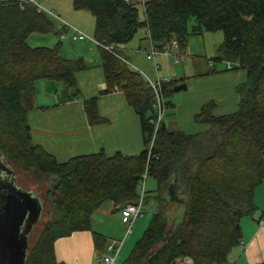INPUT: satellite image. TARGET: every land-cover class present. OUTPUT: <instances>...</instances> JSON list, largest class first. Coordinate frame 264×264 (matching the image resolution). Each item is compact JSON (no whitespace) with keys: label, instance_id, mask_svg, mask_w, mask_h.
Segmentation results:
<instances>
[{"label":"trees","instance_id":"obj_1","mask_svg":"<svg viewBox=\"0 0 264 264\" xmlns=\"http://www.w3.org/2000/svg\"><path fill=\"white\" fill-rule=\"evenodd\" d=\"M72 1L75 9L95 17L93 37L104 46L115 45L114 51L101 49L104 92H124L140 116L145 148L138 154L101 151L60 161L33 141L28 114L35 107L36 82L60 81L68 97H76V72L86 64L63 57L61 40L54 47L27 42L31 34L61 37L66 32L55 12L31 0H0V149L14 167L51 178L57 214L43 228L26 264H65L56 257L55 241L90 230L93 212L106 200L120 211L136 201L148 175L158 186L153 196L145 187V202L154 199L157 207L122 264H177L183 257L192 258V264H226L242 240L241 219L253 215L255 190L264 180V0ZM141 29L159 50L172 39L184 50L191 35L222 30L217 58L239 63L248 73L238 87L239 108L214 115L213 105H205L196 117L211 126L203 133L172 130L163 117L156 128V92L119 51ZM176 85L161 81L165 108L174 106ZM97 99H84L91 123L102 120ZM94 239L105 251L108 239L99 233Z\"/></svg>","mask_w":264,"mask_h":264},{"label":"crops","instance_id":"obj_2","mask_svg":"<svg viewBox=\"0 0 264 264\" xmlns=\"http://www.w3.org/2000/svg\"><path fill=\"white\" fill-rule=\"evenodd\" d=\"M36 1L45 10L59 11L60 24L68 22L93 37L95 17L90 11L75 9L72 0ZM211 32L214 31L194 34L202 39H198L191 51L188 49L192 35L184 50L175 48L178 54L190 53L205 60L210 68L207 71L204 66L201 73L189 72L188 64L183 65L182 71H175L169 59L173 54L159 52L153 59L148 58L153 42L145 29H141L130 42L119 47L123 59L140 70L147 79L172 80L175 84L187 85L184 92L177 96V101H173L174 93L171 95L177 110L169 113L173 121L174 115L178 113V124L175 127L186 133H202L210 129V124L199 122L196 118L209 103L215 106L212 110L214 115L235 112L241 98L238 86L248 76L244 68L229 69V61L225 67L218 64L223 59L217 58L214 49H218L224 36L220 32ZM74 35L73 29L67 27L61 37L55 34H31L27 38L31 46L48 47H54L61 40L59 52L63 57L82 59L86 64L76 72L80 90L76 97L69 98L65 84L60 81L36 82L35 107L28 114L33 141L60 161L101 151L108 155L117 152L138 154L145 148L140 116L123 91L115 89L104 92L107 80L103 68L102 46L93 40L94 37L79 40ZM175 60L179 62V59ZM91 97H98L97 105L102 120L97 123L90 122L84 104V99ZM165 109L164 106L162 114ZM165 124L169 126L168 122ZM254 202L256 208L253 215L241 219L242 240L231 249L226 264H264V180L255 190ZM152 206L155 207L154 204ZM139 218L134 221L132 231L126 235L127 226L121 219L120 210L114 201L106 200L93 212L90 230L75 231L55 241L56 257L65 264H103L102 257L109 251L107 246L105 251L98 250L94 233L106 237L108 243L116 237L126 235L117 256V264L122 263L129 255L134 241L150 222L148 217Z\"/></svg>","mask_w":264,"mask_h":264},{"label":"water","instance_id":"obj_3","mask_svg":"<svg viewBox=\"0 0 264 264\" xmlns=\"http://www.w3.org/2000/svg\"><path fill=\"white\" fill-rule=\"evenodd\" d=\"M186 88L180 84L174 90ZM42 212L41 197L17 184L15 168L0 149V264H26L30 231Z\"/></svg>","mask_w":264,"mask_h":264},{"label":"rangeland","instance_id":"obj_4","mask_svg":"<svg viewBox=\"0 0 264 264\" xmlns=\"http://www.w3.org/2000/svg\"><path fill=\"white\" fill-rule=\"evenodd\" d=\"M36 3H37V1H36ZM143 10H144V7H143L142 4H140V11H141V13H143ZM53 12H55V11H53ZM56 12H55L56 13L55 15L59 18L58 15L60 13H59V11H56ZM57 24L58 25H61L58 19H57ZM190 26H191V24H190ZM216 32H218V33L220 32L224 36V32L222 30L214 31V32H211V33H216ZM190 39L191 40H190V45H189V49H188L189 51L192 50L193 46L197 43L198 39H200V41H201L202 38H200V36H197V35H192L190 37ZM204 40L206 41V37H204ZM214 54L215 55H218L219 53H218L217 50L214 49ZM169 59L171 61L170 62L171 65L174 67V70L175 71L176 70L177 71H182L183 70V65H187V64H188V70H189V72L198 71L199 73H201V72H203L202 70H203L204 66L207 69V71L210 68L208 66V64H206V61L205 60H203L201 58H198L196 56H192L190 53L189 54H182L181 55V53L178 54L177 51L174 50V55L173 56H169ZM175 59H179V62H177ZM228 61L229 60L227 58H223V60L218 61V64L225 67V64ZM180 84H185V83H179L177 85H180ZM184 90L185 89L180 90V91H175L174 90V92H173L174 93L173 101H177V96L180 95L181 93H183ZM239 103H240V101H239ZM239 103L236 106V109L239 108ZM177 104H175V105H177ZM214 107L215 106H212V110H214ZM163 108H164V106H163ZM176 110H177V108L175 106L174 107H170V108L169 107H166V109L164 110V113L162 114L163 115V118H164V121L165 122H168V125H169L168 127L170 129H172V130H175L176 129L175 126L178 124L177 122H178V119H179V115L176 112V114L174 115V118H173L174 121H173V120H171V116H170L169 113L175 112ZM158 112H160V110H158ZM171 121H173V122L170 123ZM14 168L16 170L18 184L22 185L26 189H35L38 192V194L41 197V199L43 201V204H44L42 216H41L39 222L33 228L32 232H31V235H30L29 250H28V253H29L31 251L32 247L36 244V242H37V240H38V238H39V236H40L43 228L47 224V222L49 220H51V219H54L57 216L56 211L53 208L52 200L50 198V193H49L50 189L53 188V184H52L51 178L48 177V176H45V178H44V176H40V175H36V174H34L32 172L24 171V170L20 169L19 167H17L16 165H15ZM157 186H158L157 180L152 175H148L146 177V180H145V187H146V189L148 191L147 194L150 195V196H153L154 193H155V191H156ZM153 204L155 205V207L152 206ZM146 206L147 207H146V212L144 214V217L142 216L139 219L148 217L149 218V221H150V219H152L151 217H152L153 213L155 212V209L154 208L157 207L156 201L153 199L149 203H147ZM146 228L147 227H145V229L142 231V233L139 236V238L142 237V235H143L144 231L146 230ZM130 237L131 236L128 237V241L130 240ZM120 238H123V235L121 237H116L114 239H120ZM137 240L134 241L133 247L135 246ZM133 247H131V248H133ZM129 251H128V253H129ZM120 263L121 262H119V264Z\"/></svg>","mask_w":264,"mask_h":264},{"label":"built area","instance_id":"obj_5","mask_svg":"<svg viewBox=\"0 0 264 264\" xmlns=\"http://www.w3.org/2000/svg\"><path fill=\"white\" fill-rule=\"evenodd\" d=\"M31 1L36 2L35 0H31ZM126 1L145 3L147 0H126ZM40 7L42 9H45L43 6H40ZM47 11H49V10H47ZM49 12L54 14L53 11H49ZM65 25H67V27L73 29L74 34H75L74 35L75 39L85 40L88 38H93L90 35H88L85 31H83L82 29H80V28H78V27H76V26H74L68 22H65ZM93 40L98 45L104 47L105 49H108L109 51H114V48H115L114 44L104 46L101 42H99L95 38H93ZM177 47H178L177 39H172L171 41H169L164 46V48L162 50H159L156 47L152 46L151 50L148 51L147 57L150 59H153L155 54H157L159 52H165V53L174 55V50ZM236 66L240 67V64L236 63V62H232V61L228 62V68L229 69H232ZM138 71H140V70H138ZM149 83L156 92L157 106L160 110L159 118L156 120V128H158L160 121H161V118H162L163 106L165 105L163 102V99L160 97L161 96V94H160L161 81L160 80L159 81L149 80ZM155 135H156V132H155ZM155 135L153 137V142H154ZM144 189H145V181H143V188L140 192V197L134 202L126 203L120 211L121 212V219H122L123 223H125L127 226L126 235H128V233H130L132 231L134 221L137 218L142 217L146 212V202H145V198H144L145 197ZM262 222H263V220H261V223ZM126 235H125V237H126ZM125 237L120 238V239H113L107 244V249H108L109 253L103 255V257H102L103 264H117V256L121 250V247L123 245ZM192 262H193L192 258L183 257L181 259H178L177 264H192Z\"/></svg>","mask_w":264,"mask_h":264},{"label":"flooded vegetation","instance_id":"obj_6","mask_svg":"<svg viewBox=\"0 0 264 264\" xmlns=\"http://www.w3.org/2000/svg\"><path fill=\"white\" fill-rule=\"evenodd\" d=\"M15 172H16V170H15ZM16 181H17V174H16ZM17 184H18V182H17ZM20 187H22L23 189H25V190H33V191H35V192H37L35 189H26V188H24L22 185H20V184H18ZM38 193V192H37ZM39 222V221H38ZM37 222V223H38ZM36 223V224H37ZM36 224L33 226V228L36 226ZM33 228H32V230H33ZM32 230L30 231V235H31V232H32ZM30 235H29V240H30Z\"/></svg>","mask_w":264,"mask_h":264}]
</instances>
